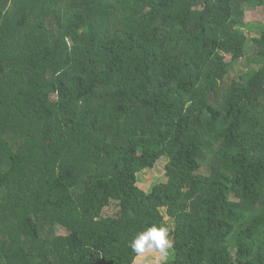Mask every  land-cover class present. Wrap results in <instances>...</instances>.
<instances>
[{
	"label": "trees",
	"instance_id": "1",
	"mask_svg": "<svg viewBox=\"0 0 264 264\" xmlns=\"http://www.w3.org/2000/svg\"><path fill=\"white\" fill-rule=\"evenodd\" d=\"M257 7L0 0V264H133L153 224L166 264H264ZM250 47L261 66L236 74Z\"/></svg>",
	"mask_w": 264,
	"mask_h": 264
},
{
	"label": "rangeland",
	"instance_id": "2",
	"mask_svg": "<svg viewBox=\"0 0 264 264\" xmlns=\"http://www.w3.org/2000/svg\"><path fill=\"white\" fill-rule=\"evenodd\" d=\"M243 26L241 27L243 31L249 36L250 39L256 37L259 34V27L264 24V7H257L255 9H247L242 16ZM249 52L244 58L239 60L235 64V73H242L249 71L251 69H257L261 66V57L256 55L255 52H251L250 47ZM227 58H230L227 56ZM164 163V162H163ZM165 164H159L154 169L148 171L146 174L140 177V187L142 189L148 190L150 186L158 179L164 177ZM165 219L168 221L169 218L166 216ZM158 254H149L144 257H137L133 264H162Z\"/></svg>",
	"mask_w": 264,
	"mask_h": 264
},
{
	"label": "clouds",
	"instance_id": "3",
	"mask_svg": "<svg viewBox=\"0 0 264 264\" xmlns=\"http://www.w3.org/2000/svg\"><path fill=\"white\" fill-rule=\"evenodd\" d=\"M129 247L136 257L158 254L160 261L166 264L169 252L174 247V239L168 227L153 224L140 231L129 242Z\"/></svg>",
	"mask_w": 264,
	"mask_h": 264
}]
</instances>
